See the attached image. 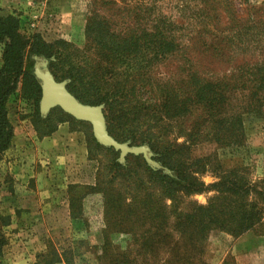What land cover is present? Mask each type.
<instances>
[{
  "label": "rangeland",
  "instance_id": "rangeland-1",
  "mask_svg": "<svg viewBox=\"0 0 264 264\" xmlns=\"http://www.w3.org/2000/svg\"><path fill=\"white\" fill-rule=\"evenodd\" d=\"M0 15L17 17L23 33L67 44L92 94L122 93L128 119L113 138L147 146L168 172L145 162L151 169L172 176L164 161L205 187L154 199L158 244L144 232V213L129 218L126 191L107 220L101 194L85 192L107 179L119 152L97 147L87 122H57L58 107L42 115L19 87L6 103L13 139L0 160V215L9 216L0 264H34L51 244L71 264H159L178 253L177 230L191 212L206 208L198 219L206 224L211 211L243 207L263 215L237 238L207 233L203 261L264 264V0H0ZM133 156L141 160L128 158L130 166L145 161ZM232 184L236 191L221 192Z\"/></svg>",
  "mask_w": 264,
  "mask_h": 264
},
{
  "label": "trees",
  "instance_id": "trees-1",
  "mask_svg": "<svg viewBox=\"0 0 264 264\" xmlns=\"http://www.w3.org/2000/svg\"><path fill=\"white\" fill-rule=\"evenodd\" d=\"M167 45L168 52L171 44ZM170 46V48H169ZM40 56L49 60V69L57 82L69 80L67 90L80 102L88 105H98L105 103L106 110L104 111L107 131L110 135H114L115 130L123 128L124 123L128 119V112L125 103L123 102L122 93L119 97H115L112 93H106L100 97L92 94V86L85 81L87 75L84 74L85 66L79 65L80 61H74L71 50L63 41L53 43L45 42L38 34L23 33L19 27L18 18L13 15H0V160L5 151L12 146L13 127L7 117L6 103L8 98L12 96L20 87L22 95L26 99H33L36 107L40 99V86L33 75V59L32 57ZM120 57H126L124 53L119 52ZM88 68L91 65L87 66ZM95 90V88H94ZM96 96V97H95ZM117 107V109H116ZM53 112L58 111L59 123L67 122L68 120L75 121L71 116L64 113L60 108H55ZM51 111V112H52ZM39 116V115H38ZM38 118V117H37ZM40 124H43L45 119H37ZM34 124L37 128L36 121ZM118 128V129H117ZM51 130L50 132H54ZM37 132L40 136H46L48 131L41 133L38 128ZM49 132V133H50ZM117 141L119 138L114 137ZM97 147H101L92 139ZM141 143V142H139ZM113 150V149H109ZM141 160V156L128 155L125 159L126 164L121 165L114 158L109 164L108 177L105 181L98 182L93 187H87L85 192L99 193L102 197L103 206L105 207V215L108 220L107 213H114L120 207L121 191H126L130 200L128 206L130 208L129 218L134 219V212L144 213L141 216L142 224L145 226V234L151 239L153 236L158 238L157 244L163 239H159V233L156 231V226H153L155 219L152 206L154 199H170L174 201L177 193L181 192L185 195H193L201 193L205 187L194 181L184 171H179L177 167L170 166L162 161L161 164L166 166L172 176L164 174L162 171L151 169L145 161L142 160L140 166H130L128 158ZM136 167V168H135ZM147 184H150L148 191ZM235 186H223L221 192L236 191ZM137 198L143 200L137 201ZM147 198H151L150 201ZM127 199V198H126ZM206 208H198L191 212L184 219V224L181 225L179 238L174 241L173 246L178 250V253L173 258L160 261L159 264H207L203 261V250L205 245L206 234L212 231H220L226 233L233 238L254 228L253 220L263 215L262 212L255 211L252 207H243L236 215L230 210H226L217 215L211 211L208 215L206 224H202L198 219L203 217ZM71 217H77L78 213L71 205ZM234 215V216H233ZM109 216H112L109 215ZM159 216V215H158ZM220 216V219L219 218ZM120 218V217H119ZM180 219V218H179ZM179 219L176 223L179 224ZM122 219L117 220L120 221ZM125 220V219H124ZM259 220V218H258ZM9 216L0 215V226L8 225ZM261 231L264 232L263 223L259 224ZM123 227L127 228V232H136V226L126 224ZM152 229V231H151ZM153 235V236H152ZM164 235H167L165 232ZM5 232L0 229V256L3 248L7 244ZM164 244V246H166ZM70 253L66 249L59 250L53 244L47 247V250L36 255L34 264H71ZM127 262L125 264H131ZM223 264H228L224 262Z\"/></svg>",
  "mask_w": 264,
  "mask_h": 264
},
{
  "label": "water",
  "instance_id": "water-1",
  "mask_svg": "<svg viewBox=\"0 0 264 264\" xmlns=\"http://www.w3.org/2000/svg\"><path fill=\"white\" fill-rule=\"evenodd\" d=\"M32 59L34 60L33 74L41 89L39 109L42 115L58 107L75 120L89 123L92 135L98 144L119 152L118 162L120 164L125 162L127 155H142L151 168L167 171L151 159L150 149L147 146L130 147L127 143H120L109 135L102 106L80 103L67 90L66 81L57 82L54 79L47 66V59L36 55Z\"/></svg>",
  "mask_w": 264,
  "mask_h": 264
},
{
  "label": "crops",
  "instance_id": "crops-1",
  "mask_svg": "<svg viewBox=\"0 0 264 264\" xmlns=\"http://www.w3.org/2000/svg\"><path fill=\"white\" fill-rule=\"evenodd\" d=\"M63 126V128H61V132L58 130L57 132H55L56 134H59L58 132H60V134L61 133H64V130H65V124H63V125H61V127ZM67 130V129H66Z\"/></svg>",
  "mask_w": 264,
  "mask_h": 264
}]
</instances>
